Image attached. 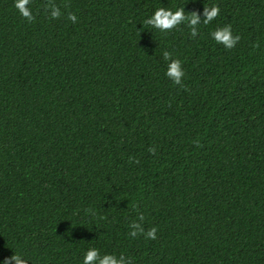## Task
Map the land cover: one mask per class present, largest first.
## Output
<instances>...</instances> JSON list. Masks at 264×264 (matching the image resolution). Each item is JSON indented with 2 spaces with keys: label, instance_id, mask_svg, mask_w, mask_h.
I'll use <instances>...</instances> for the list:
<instances>
[{
  "label": "trees",
  "instance_id": "1",
  "mask_svg": "<svg viewBox=\"0 0 264 264\" xmlns=\"http://www.w3.org/2000/svg\"><path fill=\"white\" fill-rule=\"evenodd\" d=\"M54 2L59 19L32 0L29 23L0 0V264H83L92 247L132 264H264V0ZM212 5L196 37L144 23ZM226 25L231 50L210 35ZM140 214L157 239L129 235Z\"/></svg>",
  "mask_w": 264,
  "mask_h": 264
},
{
  "label": "clouds",
  "instance_id": "2",
  "mask_svg": "<svg viewBox=\"0 0 264 264\" xmlns=\"http://www.w3.org/2000/svg\"><path fill=\"white\" fill-rule=\"evenodd\" d=\"M32 0H14V7L18 10L19 14L29 23H32L36 17L33 15L30 5ZM44 11L50 16L51 19H59L62 15L61 9L57 6L54 0H47L44 5ZM220 7L218 5H212L211 7H204L202 13L194 10L192 12L185 11L184 7L177 8L175 11L160 7L144 21L146 25L152 28L158 29L161 32H171L179 25L187 23L190 29V35L196 37L199 34V26L201 24L208 25L220 14ZM67 19L72 23L77 22V16L75 13L68 12ZM211 37L218 44H222L226 49H233L240 41L241 37L238 34H234L231 25L219 27L210 33ZM259 43L253 45L254 48H259ZM163 57L168 61L166 76L173 81L174 84L183 87V78L185 72L182 66V62L178 58H173L172 53L168 51L163 52ZM197 147H200L199 141H194ZM149 152L155 155L156 149L154 147L149 148ZM131 159V158H130ZM139 163V161H136ZM144 215L140 214L138 221H133L129 227L131 229L129 235L132 238L138 235H144L146 239H157L156 227H152L145 231L143 227ZM3 264H29V260L26 259L20 253H14L13 255L6 257ZM83 264H132L131 258L120 254H101L100 250L92 247L89 248L83 258Z\"/></svg>",
  "mask_w": 264,
  "mask_h": 264
}]
</instances>
